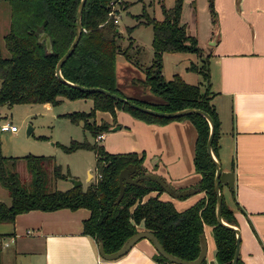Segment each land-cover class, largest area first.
Masks as SVG:
<instances>
[{
	"label": "trees",
	"instance_id": "obj_1",
	"mask_svg": "<svg viewBox=\"0 0 264 264\" xmlns=\"http://www.w3.org/2000/svg\"><path fill=\"white\" fill-rule=\"evenodd\" d=\"M83 1L79 16V36L68 56L59 65L61 76L84 86L105 88L149 108L168 111L192 106L206 111L213 126L210 148L214 154L216 114L209 99L211 91L208 89L207 68L203 59L199 65L202 67L199 69L202 82L199 80L197 84L185 81L177 73H172L167 79H163L160 74L162 52L188 51L197 54L201 49L180 21L182 0H171L168 5H164L163 0H155L160 18L147 15L142 7L140 12L134 14V23L148 24L151 31V57L149 64L142 68V76L138 80L160 96L157 100L124 94L116 85L113 64L115 54L121 53L131 64L135 62L127 52L131 38L128 36L126 44L120 46L119 32L112 21V15L122 8L121 4L126 5V0ZM5 3L8 6L9 21L1 37L0 106L23 102L55 104L59 96L68 99L88 97L90 106L87 111L71 110L60 114L73 121L80 118L82 127L89 129L93 140L86 142L72 139L60 146L64 151L91 149L93 173L84 186L76 184L54 188L50 181L67 176V171L60 170L59 163L53 161L52 155L40 153L16 156L0 153V184L9 196L8 203L0 200V221L10 222L16 213L30 208L50 210L81 206L88 210L87 216L81 219V231L95 242L100 241L104 252L115 249L125 236L144 228L152 232L165 251L187 260L195 256L197 235L205 223L209 225L216 264H229L234 238L232 231L215 222L213 217V174L212 163L204 149L207 133L205 119L196 113L168 118L150 115L99 91L86 92L59 81L54 75L53 64L73 35L77 0H5ZM206 6L212 10L211 0H207ZM38 30L48 35V50L43 47L41 40H36ZM186 67L194 69L191 62ZM114 108L123 109L145 122L162 123L168 119L187 118L195 131L192 166L199 174L192 187L201 191L202 195L184 208L176 209L169 200L158 196L161 189L155 181L143 179L138 185L124 183L122 195L114 203L116 173L121 166L131 163L139 171L144 169L141 154L133 151H107L94 138L113 123ZM94 110L110 113L111 123L101 120L94 124L92 120H85L87 116L93 117ZM17 157L23 160L29 174L25 180L19 179L14 169ZM150 191L153 194H147ZM219 206L221 219L235 225L231 209L224 204L221 191ZM151 256L155 260L168 262L155 251ZM204 260L199 264H205ZM234 264H243L238 255Z\"/></svg>",
	"mask_w": 264,
	"mask_h": 264
},
{
	"label": "crops",
	"instance_id": "obj_2",
	"mask_svg": "<svg viewBox=\"0 0 264 264\" xmlns=\"http://www.w3.org/2000/svg\"><path fill=\"white\" fill-rule=\"evenodd\" d=\"M206 3L200 0L201 17L195 26L182 22L201 48L207 68L210 102L216 114L214 156L220 168L233 174L232 190L224 183L219 190L222 187L227 192L224 204L231 209L238 229L239 259L243 264H264V0H211L212 10ZM8 21L7 3L0 0V49ZM123 93L136 95L128 88ZM113 112L111 123L106 110L93 111L95 122L117 125L116 129L108 125L107 130H119L121 135L120 139L107 136L103 149L141 154L142 166L172 187L192 186L197 181L199 174L193 170L191 158L195 131L187 118L145 122L120 108ZM103 134L96 138L98 142ZM87 173L91 177L93 167L86 170V177ZM201 195L195 191L180 199L163 192L158 196L182 209ZM87 214L81 206L30 208L16 213L10 222L0 221V264H175L153 259L154 249L144 237L120 256L100 257L96 242L81 231V219ZM201 233L205 264L209 259L216 264L208 224L203 223Z\"/></svg>",
	"mask_w": 264,
	"mask_h": 264
},
{
	"label": "rangeland",
	"instance_id": "obj_3",
	"mask_svg": "<svg viewBox=\"0 0 264 264\" xmlns=\"http://www.w3.org/2000/svg\"><path fill=\"white\" fill-rule=\"evenodd\" d=\"M170 1L171 0H163V4L168 5ZM120 6H122V8L116 12L118 17L115 22L116 30L119 32L118 41L120 46H123L128 40L127 37L129 36L131 38V45L127 52L134 58L135 62L131 64L121 53L115 54L113 64L116 85L122 92L128 88V90L133 93L137 91L139 94H153L159 99V95L150 91L141 82L130 83L132 78H140L142 76V68L149 64L151 57V47H149L150 27L148 24L144 23L135 24L134 22L136 19L134 14L140 12L142 7L147 15L160 18L161 15L158 4L155 0H126V5L121 4ZM199 6L200 0H195L193 2H189L188 0L181 1L179 14L186 25L195 26L197 24L199 17H201ZM126 27H129V29L126 30ZM202 54L203 52L201 49L197 54L188 51H166L162 53L160 58L161 77L167 79L172 73H177L187 82L196 84L199 80L202 82L199 72V69H202V67L199 66L202 63ZM120 60L122 64H119ZM190 62L194 66V69L186 67ZM202 84L203 83L200 84V87ZM58 98L59 100L55 104H49L48 106H45L41 102L12 103L7 106L1 105L0 112L2 114H0V120H9L15 125L16 129L14 131H0V153L3 155L10 154L16 156L40 153L50 154L53 157V161L59 163L60 170L63 172L65 170L67 171V176L57 177L51 180V186L54 188L70 186V178L73 177L78 178L80 180V185L84 186L91 178L89 174V176L87 175V180L85 175L86 170L92 171L93 167V154L91 149L75 148L72 149V151H64L60 145H65L72 139L90 142L93 140V137L89 129L82 127L83 122L80 118L78 119L80 122H78V120L73 121L60 113L71 110L87 111L90 106V99L88 97L68 99L61 96ZM85 120H92L94 124L101 121L98 120L95 122L94 114L93 117H85ZM108 131L109 130L104 129L103 138L100 139L99 142L96 139V142L103 145L107 136L112 137L113 135H117L118 139L121 138L119 130ZM14 163V169L19 179H27L29 174L24 167L23 160L17 157ZM220 190L224 202L227 200V192L222 187ZM161 192L166 194L164 191ZM0 197V200L8 203L9 196H7L5 188L1 184ZM174 198L180 199L181 197Z\"/></svg>",
	"mask_w": 264,
	"mask_h": 264
},
{
	"label": "water",
	"instance_id": "obj_4",
	"mask_svg": "<svg viewBox=\"0 0 264 264\" xmlns=\"http://www.w3.org/2000/svg\"><path fill=\"white\" fill-rule=\"evenodd\" d=\"M83 0H77V3L75 5V9H74V28H73V35L71 37V39L69 40V43L67 44V46L64 48V51L59 54L57 56V58L54 61V75L56 76V78L65 83L68 86H73L75 88H78L80 90H84V91H99L102 94H106L108 96L113 97L114 99L117 100H121L122 102H125L128 106L132 107V108H136L141 112H145L148 113L150 115H156V116H161V117H173V116H181L184 115L185 113H196L198 115H201L206 122V126H207V133L204 139V149H205V153L207 158H209L210 162L212 163V190L214 191V201H213V217L215 222H217L218 224L230 229L233 233V249L231 252V258L229 260V264H234L236 256H237V248H238V229L236 227V225L225 222L221 219L220 217V190L218 187V184L220 183H224L226 185L227 188H230L232 186V177L233 174L231 173L230 169H223L220 168L219 165V161L217 158H215L214 154L211 151L210 148V139L213 133V126H212V121L208 115V113L202 109H198L196 107H192V106H183L181 108H177V109H171L168 111H164V110H158V109H154V108H149L147 106H143L140 105L138 103H134L130 100H128L125 96H121V95H116L110 91H108L105 88L99 87V86H93V85H81L77 82L74 81H68L65 78H63L60 74V70H59V65L60 63L68 56L72 46L74 45V43L76 42L78 36H79V31H80V10L83 4ZM37 36H36V40L38 41H42L43 42V47L48 50L49 49V37L48 35L43 31V30H38L37 31ZM139 77H134L131 79V84L138 82L140 83V81L138 80ZM142 83V82H141ZM143 84V83H142ZM144 86H146L148 88L147 85L143 84ZM135 96V95H134ZM136 96L145 98V99H158L156 98V96H154L153 94H139V92L136 91ZM160 99V98H159ZM78 122H80V120H78ZM110 129H116L117 125H110L109 126ZM88 174V173H87ZM89 176V174H88ZM116 177H117V190H116V195L113 199V202L116 203L119 198L122 195V189H123V185L124 183H129V184H135L138 185L140 184V181L143 179H148V180H152L153 182L155 181L158 186L160 187L161 191H164L169 197H182V196H186V194L189 193H193L196 190L195 187L192 186H186V187H182V188H175L172 187L171 185H169L166 180L164 178H162L160 175L156 174V173H152L151 171L146 170L145 168L142 171H139L138 167H136L135 165L131 164V163H127L124 164L123 166H121V168L117 171L116 173ZM88 180V178H86ZM71 181V186L73 185H78L80 184V180L78 178H70ZM139 237H144L145 239H147L155 252H157L159 255H161L162 257H164L169 263H175V264H199L200 261L204 258V251H205V239L203 238V234L200 232L197 235V251L195 253V256L192 258L187 259H183L180 258L177 255L174 254H170L169 252L165 251L162 246L160 245L159 241L156 240V238L153 236L152 232H150L147 229L144 228H139L138 230L130 233L129 235L125 236L122 240V242L113 250H110L108 252H104L102 250V246H101V242L97 241L96 242V252L97 254L104 258V259H108V258H115L117 256H120L122 254H124V252L137 240L139 239ZM208 264H212V260L209 259L207 261Z\"/></svg>",
	"mask_w": 264,
	"mask_h": 264
},
{
	"label": "built area",
	"instance_id": "obj_5",
	"mask_svg": "<svg viewBox=\"0 0 264 264\" xmlns=\"http://www.w3.org/2000/svg\"><path fill=\"white\" fill-rule=\"evenodd\" d=\"M112 16H113L112 17V21L116 22L117 21V17H118L117 13L113 14ZM14 129H15V125L13 123H11L10 121L3 120V119L0 120V131H4V130L12 131ZM94 137H95V139L100 137V133H97ZM1 244L6 245L5 241L1 242ZM140 264H142V263H140Z\"/></svg>",
	"mask_w": 264,
	"mask_h": 264
}]
</instances>
